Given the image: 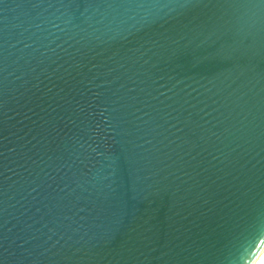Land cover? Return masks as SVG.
<instances>
[{
  "label": "water",
  "instance_id": "obj_1",
  "mask_svg": "<svg viewBox=\"0 0 264 264\" xmlns=\"http://www.w3.org/2000/svg\"><path fill=\"white\" fill-rule=\"evenodd\" d=\"M263 245L264 0H0V264Z\"/></svg>",
  "mask_w": 264,
  "mask_h": 264
},
{
  "label": "bare ground",
  "instance_id": "obj_2",
  "mask_svg": "<svg viewBox=\"0 0 264 264\" xmlns=\"http://www.w3.org/2000/svg\"><path fill=\"white\" fill-rule=\"evenodd\" d=\"M262 256H264V245L262 246V248L260 249V251L257 253V255L250 264H253L254 261L259 260Z\"/></svg>",
  "mask_w": 264,
  "mask_h": 264
},
{
  "label": "snow or ice",
  "instance_id": "obj_3",
  "mask_svg": "<svg viewBox=\"0 0 264 264\" xmlns=\"http://www.w3.org/2000/svg\"><path fill=\"white\" fill-rule=\"evenodd\" d=\"M256 264H264V256H262L259 260H257Z\"/></svg>",
  "mask_w": 264,
  "mask_h": 264
},
{
  "label": "clouds",
  "instance_id": "obj_4",
  "mask_svg": "<svg viewBox=\"0 0 264 264\" xmlns=\"http://www.w3.org/2000/svg\"><path fill=\"white\" fill-rule=\"evenodd\" d=\"M253 264H256V261H254Z\"/></svg>",
  "mask_w": 264,
  "mask_h": 264
}]
</instances>
